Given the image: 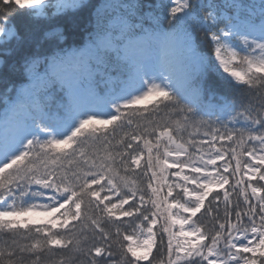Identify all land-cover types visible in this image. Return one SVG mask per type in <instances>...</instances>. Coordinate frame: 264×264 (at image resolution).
<instances>
[{
	"label": "snow or ice",
	"instance_id": "6c2138e0",
	"mask_svg": "<svg viewBox=\"0 0 264 264\" xmlns=\"http://www.w3.org/2000/svg\"><path fill=\"white\" fill-rule=\"evenodd\" d=\"M0 48V264H264V0H0Z\"/></svg>",
	"mask_w": 264,
	"mask_h": 264
},
{
	"label": "trees",
	"instance_id": "16d2710c",
	"mask_svg": "<svg viewBox=\"0 0 264 264\" xmlns=\"http://www.w3.org/2000/svg\"><path fill=\"white\" fill-rule=\"evenodd\" d=\"M146 2L155 3V0H146ZM14 22H19V16L14 18ZM68 36H69V39H68L69 44H80L82 42L83 37H84V33L82 31H78L77 34L75 36H73L72 33L70 32L68 34ZM0 59L7 60V62L9 64H11V62H12L11 57H5L4 56L2 48H0ZM217 91H219L221 94L229 95V97H231V95H232L230 92H226L223 88H219V89H217ZM2 94H3V87H2V85H0V96H2ZM2 109H3V103H2V101H0V110H2Z\"/></svg>",
	"mask_w": 264,
	"mask_h": 264
},
{
	"label": "rangeland",
	"instance_id": "374dc122",
	"mask_svg": "<svg viewBox=\"0 0 264 264\" xmlns=\"http://www.w3.org/2000/svg\"><path fill=\"white\" fill-rule=\"evenodd\" d=\"M218 163H223V162H218ZM225 187H227V186H225Z\"/></svg>",
	"mask_w": 264,
	"mask_h": 264
}]
</instances>
